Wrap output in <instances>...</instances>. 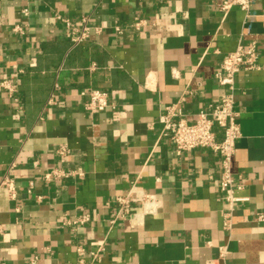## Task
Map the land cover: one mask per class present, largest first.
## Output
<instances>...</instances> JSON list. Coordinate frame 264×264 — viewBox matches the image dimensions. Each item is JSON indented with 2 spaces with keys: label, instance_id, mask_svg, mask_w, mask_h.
Returning <instances> with one entry per match:
<instances>
[{
  "label": "crops",
  "instance_id": "0c3cea01",
  "mask_svg": "<svg viewBox=\"0 0 264 264\" xmlns=\"http://www.w3.org/2000/svg\"><path fill=\"white\" fill-rule=\"evenodd\" d=\"M225 1L0 0V84L15 87L0 90V182L17 188L12 200L0 187V263L264 264V0ZM63 20L88 38L74 45ZM252 42L260 69L235 82L243 200L231 204L219 155L177 154L160 116L174 106L193 123L226 93L224 57ZM91 90L109 107L87 110ZM131 192L136 216L112 225Z\"/></svg>",
  "mask_w": 264,
  "mask_h": 264
},
{
  "label": "built area",
  "instance_id": "2783aa9c",
  "mask_svg": "<svg viewBox=\"0 0 264 264\" xmlns=\"http://www.w3.org/2000/svg\"><path fill=\"white\" fill-rule=\"evenodd\" d=\"M254 0H228L219 6V10L226 12L233 7L248 12ZM86 22V21H85ZM67 27V35L74 45L84 42L89 35V28L85 27L79 31L73 27L68 20H63ZM16 31L22 32L21 27H16ZM259 50L256 42L247 46H240L234 52L227 54L219 70L215 73L217 83L226 89V93L218 102L210 104L204 111L197 114L193 123L188 122L180 112H176L174 106L166 108V112L160 116L162 125V136L168 139L174 146L177 154L190 152L194 149H209L220 157V188L225 194L226 200L233 204L243 199L234 196V181L231 172V162L236 151V142L240 138L241 132L238 123V113L235 110V82L241 71H256L260 69L258 64ZM15 90L9 81L4 80L0 84V90ZM109 107L108 95L100 90L89 92V102L86 109L90 111H104ZM222 131L221 139H218L217 131ZM61 155L67 154V149L59 150ZM13 165L11 166V168ZM55 177L60 178L72 175V172H54ZM49 177V175L47 176ZM0 187L4 188L9 197L13 200L17 197L16 180L5 175ZM136 196L133 192L116 197L117 209L110 219L112 225L125 220H132L136 215L133 212V201ZM141 200L146 205H154L156 198L153 195H142ZM258 221H264V214L257 216ZM87 216L74 223H85ZM230 224L229 217H225V226ZM79 252H83L80 250ZM2 264V263H0ZM83 264V262H79Z\"/></svg>",
  "mask_w": 264,
  "mask_h": 264
}]
</instances>
